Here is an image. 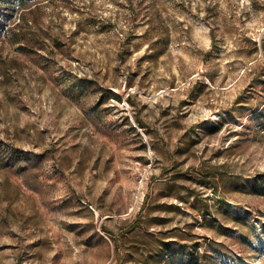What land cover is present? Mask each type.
Returning a JSON list of instances; mask_svg holds the SVG:
<instances>
[{
	"label": "rangeland",
	"instance_id": "374dc122",
	"mask_svg": "<svg viewBox=\"0 0 264 264\" xmlns=\"http://www.w3.org/2000/svg\"><path fill=\"white\" fill-rule=\"evenodd\" d=\"M0 264H264V0H0Z\"/></svg>",
	"mask_w": 264,
	"mask_h": 264
},
{
	"label": "trees",
	"instance_id": "16d2710c",
	"mask_svg": "<svg viewBox=\"0 0 264 264\" xmlns=\"http://www.w3.org/2000/svg\"><path fill=\"white\" fill-rule=\"evenodd\" d=\"M1 28H2V22L0 23V29H1ZM263 104H264V103H263ZM263 107H264V105H263V106L258 105L257 107L251 109L249 114H251V115H253V114H258V115H260V116H263V115H262V114H263V112H262ZM262 122H263L262 124L264 125V121H262ZM207 256H208V252H207V251H204L199 257H196V258L190 259V260L188 261V264H200V263H199V260H200L201 258L207 259Z\"/></svg>",
	"mask_w": 264,
	"mask_h": 264
}]
</instances>
